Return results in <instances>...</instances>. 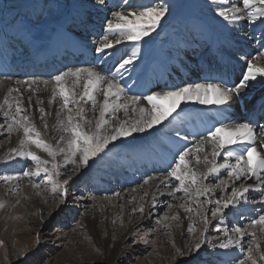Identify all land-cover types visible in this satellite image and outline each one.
<instances>
[{
  "label": "bare ground",
  "instance_id": "bare-ground-1",
  "mask_svg": "<svg viewBox=\"0 0 264 264\" xmlns=\"http://www.w3.org/2000/svg\"><path fill=\"white\" fill-rule=\"evenodd\" d=\"M73 1L77 4L79 9L72 13L70 22L62 23L59 26V32L54 37L48 35V30H52L54 26L50 29H48V27L42 30L40 29L37 37L34 38L28 35L29 33H26V29L23 30L25 26L22 21H18L14 27L8 29H5L4 23L0 21V64L4 65L5 61H9L11 66L0 67V71L5 69L4 74H8L7 76L0 75V105L4 106L3 110H0V136L3 134L6 135V132L9 136L6 142H1L0 140V161L24 160L28 158L18 155L17 152H13V149L17 151L22 150L19 143V141L23 139L22 131L13 130L9 133L7 130L8 126L12 123L11 117L15 113L17 98L20 99L22 108L26 109V115L30 118V122L35 126L37 131L41 133V138L43 140L56 146L57 138L60 135L67 136V133H62L60 130V117H63L66 112V110H61V99L57 96L54 102L49 103L52 99L54 81L50 78L47 79L44 75H36L38 74L36 66L40 64L43 65L41 68H46L48 65L52 64L51 60L46 59V55L49 51L45 53L44 46L48 45L55 51H61L64 48L68 49V47L72 46L71 43L64 46V38L66 37L64 31H68L69 33L70 31L74 32L77 30L79 33L82 31L81 29L86 28V35H88L87 33L97 35L96 38L90 36L84 38V44L81 48H83L84 52L89 53V56L99 54L102 58L101 63L99 64V60L96 55H94L96 61L90 60V63L93 64L91 66L87 64V66H93L95 68H80L93 69L109 78H115L116 83L123 92L119 101H116V98L112 97L109 103H123L127 97H143L175 90L177 87L196 83H217L232 87L236 85L242 79L243 74L247 72L246 65L249 62L264 67V36L262 38L263 40L258 39V34L262 29L257 31L258 28H264V23L261 22V20H264V17L252 22L245 15L244 11H242L240 15L243 18L238 22L229 23L225 21L227 26L225 34L222 37H217V35L212 33L209 29L199 24L197 26L195 25V29H189L184 36L174 43L171 47V55L168 56L162 49H157V52L148 53L146 55V60L143 61L138 59V47H136L133 41L128 40H123L119 45L106 50L104 53L96 52V48L103 43L104 35H108L109 39L118 36L117 33L107 32V21L112 20L115 22L112 13L117 11L125 14L133 12V10L138 7V4H136L134 0H104L103 4H101L99 0H72V2ZM215 4L219 7L240 6L241 0H226L224 5L220 4V0H216ZM140 6L141 5H139V7ZM85 9L90 10V16L94 21L86 23V16L83 12ZM246 11L254 13L255 8ZM74 21H77L75 25L80 23L85 24L76 26V28H74V26L70 27V24ZM53 25H55V23H53ZM18 39L32 44L33 50L31 52V57L21 56L18 54L19 52H10L11 48L13 50H19L14 47V43L19 44ZM73 41L77 43V41ZM253 42H256V44H253ZM258 42L259 44L257 45ZM203 43L206 44L207 48L203 47ZM55 51H50V53L55 55ZM133 53L136 54V58L133 62L126 65L125 69H119V62H121L122 59L132 56ZM53 61H59V59L56 58ZM16 64L20 65V68L26 66L33 69V72L31 75L25 74L24 76H19L17 74L20 73L21 70L20 68L15 69V67H17ZM69 70H75V68L65 66L63 72ZM33 81H35V83H32ZM43 81H49V84L45 85ZM16 89H18V91H15ZM77 90L79 91V86H77ZM96 95L98 100L103 99L99 91H97ZM5 98H7L9 104L12 105L11 109H9L7 105H4ZM262 101H264V77H258L254 81H249L248 87L243 90V98H235L230 106L200 104L196 101L182 102L174 112V114L176 113L177 115L175 119L172 120L168 118L150 130L142 133H133L130 137L120 138L109 144L108 148L122 144L127 147L125 149L126 157L128 155L132 156V159L127 158L123 164L116 165L117 169L114 168V170H117V173L120 174L122 169L119 166L128 167V164H132L133 167L129 169L130 171H132L131 169H141V167H148L156 171L155 169L160 170L159 167L163 166L164 172H169V170L165 168H168L172 162L178 159V153L185 149H192V154L188 159L191 160L194 166L193 170L198 172L206 171L203 163L200 165L195 164L196 156L199 155L202 157L205 154L204 152L197 153L196 147L202 140H205L206 136L216 127L221 125L233 127L241 123H250L252 125L256 137L255 143L251 146H255L257 151L264 156V132L261 131V129H264V106H262ZM83 107L86 117L92 120V124L89 125V127H94L99 117V112H93L89 104H84ZM141 107L149 110L151 109V105L148 104L147 100L141 99L138 105L129 106L127 114H125L123 109L117 110L115 113L116 120H112V113L109 112L105 117V119L109 121L107 130L110 132L112 127L119 123L127 121L130 124L140 119L142 114L138 109ZM40 108H43L47 115L41 113ZM5 112H8L7 117L5 116ZM57 113H59V115H57ZM45 124H47V127H45ZM60 146L67 148L66 143ZM26 147L28 150L40 156L41 159L47 160V165L61 162L63 166H77L71 161L73 159H78V157L73 158L70 153H58L55 161H53L47 153L41 149H37L34 145H26ZM246 147L247 145H235L230 149L234 153L232 157L227 155L229 149H226L216 158L214 163L218 166L217 171L209 175L208 178L203 181L209 189L206 193L199 196H185L184 193L182 194L185 207L180 208L178 213L179 215L181 214V217L184 219L185 228L189 229L191 227L193 230L194 222H192L190 218L193 216L194 211L201 210V212L203 211L204 213L208 212L209 208L205 205L201 206L202 209L198 208L203 204L201 200L204 198L215 199L217 194H219L222 197L221 202L225 200L232 201L228 208H222L221 213H219V218L222 220L224 213L242 207L248 197L251 198L252 196L254 197L260 194L264 196V183L262 184L263 187L256 188L250 184L249 180L250 178H252V180H264V171L257 169L259 179L257 176L250 175L241 176V178L237 180L229 178L227 172L230 171V169L222 167V165L225 164L234 165L236 163L235 157L237 155H243ZM205 148L211 159V145L207 144ZM107 149H105V151ZM95 164L98 170H91L89 175L100 176L102 173H108L109 170L106 165H109V162L97 159ZM42 168L46 167L42 166ZM46 169L47 172H41L50 174V169ZM147 170L148 169H145L143 174H145ZM223 176L227 177V183L221 185L220 181ZM124 179L128 183L136 180V178L132 180V178L126 177H124ZM167 179L158 176L156 178H150L146 180L147 183L144 187L136 188L138 190L132 192L128 198L129 200L134 199V202H123L128 218L129 216H135L140 211L141 207L144 211L149 210L154 200H160L162 196L172 195V192L166 191L164 188L170 186H166V184L167 181H171V178L169 177ZM215 182L217 183V187L212 188L210 184ZM240 182L243 183L239 185ZM245 187L248 189L247 192H243V188ZM8 188L13 192L22 191L21 184L18 182L17 178L12 180V184L9 185ZM234 190L236 191L235 196H233ZM23 192L28 198L37 195L35 190L29 188L25 189V191L23 190ZM51 197L52 196H43L46 203H50ZM255 204L257 205V209L264 208V200L252 205ZM217 207L218 205L216 208ZM187 208H191L192 211H186ZM138 225L139 224L136 222H131L129 226L130 231ZM163 227L170 229V226L165 223L160 225V228ZM205 230L209 232L212 230L210 222L207 224L203 223L202 232L204 233ZM261 232L263 234L259 237L258 241V243L261 242V249L255 255L252 254V258L256 261V264H264V260L260 259V256L264 255V228ZM248 237L249 235L247 232L242 239L238 237V239H240L238 245L243 247ZM181 239L182 238L178 237L179 242ZM227 241L228 240H225L223 243ZM224 250L232 252L236 249L233 248L232 244L227 249L218 246L216 251ZM249 264H251V261H249Z\"/></svg>",
  "mask_w": 264,
  "mask_h": 264
},
{
  "label": "rangeland",
  "instance_id": "rangeland-1",
  "mask_svg": "<svg viewBox=\"0 0 264 264\" xmlns=\"http://www.w3.org/2000/svg\"><path fill=\"white\" fill-rule=\"evenodd\" d=\"M134 1L138 7L133 11L148 6L169 9L156 31L138 42L133 41L139 49L140 60L145 61L148 53L159 49L171 55L174 43L198 24L217 37L225 34L227 23L216 14L219 6L212 0ZM77 9V4L72 0H0V20L5 29L14 27L18 21H22L24 26L26 22V33L34 38L40 29L54 26L48 30V35L54 37L59 32V26L70 22L72 13ZM83 12L91 22L94 21L90 10ZM75 23L77 21L71 23L70 27ZM260 29L258 39L263 40L264 28L257 31ZM20 41L22 53L12 48L10 52L31 57V53L25 54L29 52L26 43L18 39V43ZM203 47L207 48L205 43ZM51 50L50 46H44L45 53ZM93 55L97 56L100 64L101 56ZM87 64L83 67L95 68ZM176 117V113H173L169 118L173 120ZM8 139L7 132L0 136L1 142ZM126 148L122 144L114 145L92 158L88 166H63L61 162H56L57 168L53 171L52 164L41 165L50 169V174L40 172L36 175V162L29 158L0 161V177H15L22 187L20 192L10 191L8 186L15 179H0V264H240L241 261L249 264L248 250L251 249V255H255L261 249V242L258 241L264 225H254L253 221L264 215V208L257 209V205L252 204L263 201L262 194L248 197L242 207L224 213L222 220L219 213L216 217L211 215L216 209V201H221V195L217 194L215 199H202L203 204L198 208L202 209L201 206L205 205L209 210L207 213L201 210L193 212L190 219L194 226L189 232L178 213L180 208L185 207L183 192L174 191L173 186H178L179 182L171 178L166 184L170 186L164 188L172 195L154 200L147 210L149 213L143 210L128 218L123 202L133 203L134 199L128 198L138 190L136 188L144 187L147 179L157 176L165 178L167 172H164L163 166L156 171L148 167L130 171L133 165L128 164V167L119 166L122 170L118 174L114 170L117 169L116 165L123 164L127 158L132 159V156L126 157ZM97 159L109 162L106 165L109 171L100 176L89 175L91 170H98L95 164ZM175 162L165 169L171 171ZM145 169L148 170L143 174ZM25 171L33 174L26 177L23 175ZM124 177L136 180L128 183ZM66 179L68 184L65 185L63 181ZM221 179L227 180V177ZM249 180L256 188H261L264 183L263 179ZM210 186L216 188L217 183ZM54 187L57 189L55 192ZM61 187L67 190L63 196ZM27 188L35 190L37 195L28 198L23 192ZM43 196H52L50 203H46ZM174 216L178 219H173ZM205 218L211 223L212 230L203 233ZM131 222L139 225L130 231ZM160 223L168 224L170 229L160 228ZM236 227L243 228L249 235L243 247L235 243L238 239L234 231ZM249 232H255V236ZM178 237L182 238L180 242ZM198 240L201 241V248L197 252L194 245ZM225 240H232L236 250L216 251ZM177 249L185 255H178Z\"/></svg>",
  "mask_w": 264,
  "mask_h": 264
},
{
  "label": "snow or ice",
  "instance_id": "snow-or-ice-1",
  "mask_svg": "<svg viewBox=\"0 0 264 264\" xmlns=\"http://www.w3.org/2000/svg\"><path fill=\"white\" fill-rule=\"evenodd\" d=\"M101 4L104 0H99ZM213 3L216 0H212ZM226 0H220V4L224 5ZM255 8V12L246 11L248 9ZM169 9L167 7L148 6L143 7L139 11H133L131 13L113 12L112 15L115 18V22L112 20L107 21V32L117 33L118 36H114L109 39L108 35H104L103 43L96 48L97 53H104L108 49L114 48L119 45L123 40L138 42L141 39L151 35L156 31L161 20L166 16ZM244 11L245 15L255 22L257 19L264 17V0H241L240 6L224 7L221 6L217 10V15L222 17L229 23L238 22L243 17L240 13ZM264 23V20H261ZM136 58V54L122 59L119 62L118 68L125 69L126 65H129ZM247 72L243 74L242 79L232 87L224 86L217 83H196L187 86L177 87L175 90L165 91L161 93H155L146 96H131L127 97L123 103H109L110 98L115 97L116 101H119L123 90L116 83L115 78H109L93 69L76 68L75 70H69L53 77L54 86L52 88V99L49 103L56 100V97L62 101L61 110H66L65 115L60 117V130L62 133H67V136L60 135L57 138V145L54 146L41 138V133L37 131L35 126L30 122V118L26 115V109L22 108L19 98L16 99L15 113L12 115V123L8 126V132L13 130L22 131L23 139L19 141L21 149L17 151L13 149V152H17L20 156H26L32 161L36 162L35 174L39 175L41 171L47 172L46 168H42L41 165H47L48 161L41 159L33 151L28 150L26 145H34L37 149H41L49 157L55 161L58 153H70L73 159L71 162L75 163L77 167L88 166L89 161L97 157L100 153H103L108 148L109 144L120 138H127L133 135V133H142L150 130L156 125H159L162 121L167 120L180 106L182 102L196 101L200 104H216L219 106H230L235 98H243V90L248 87L249 81H254L258 77H264V67L257 66L253 62H249L247 65ZM32 83H35L33 81ZM45 85L49 84V81H43ZM79 86V91L77 90ZM15 91H18L16 89ZM97 91L102 96V100L97 99ZM141 99L147 100L151 105V109L139 108V112L142 114L141 118L128 123H119L112 127L109 132L107 126L109 121L105 117L112 113V120H116L115 113L119 109H123L125 114L130 105H138ZM167 102V103H164ZM84 104H89L93 112L98 111L99 117L96 120L94 127H89L92 124V120L86 117ZM4 105H7L9 109L12 105L9 104L7 98L4 100ZM264 106V101H262ZM3 105H0V110H3ZM135 110V109H133ZM41 113L47 115L43 108H40ZM59 115V113H57ZM5 116H8V112H5ZM43 119V117H42ZM47 127V124H45ZM264 132V129H261ZM256 133L250 123H241L233 127L221 125L216 127L205 140H202L196 147V152L205 154L201 157L196 156L195 164H204L206 171H195L191 162L190 155L192 149H185L178 153V159L175 162V167L171 171L167 172L166 179L172 178L179 182L178 186H173L175 192H183L185 196L203 195L209 189L206 184L203 183L209 175L217 171V165L214 163L217 157L221 155L226 149H229L227 155L232 157L234 153L230 150L235 145H247L243 155H237L235 157L236 163L234 165L225 164L224 168L230 169L227 172L229 178L240 179L241 176H258L257 169L264 171V156H262L255 146H251L255 143ZM66 143L67 148L60 146ZM211 145V159L206 151L205 145ZM246 157V159H245ZM57 168L56 163H52V169L55 171ZM33 173L25 171L24 176H31ZM58 175V173H56ZM5 181L15 179V177L4 176L0 177ZM147 183V181H145ZM227 183L226 180H221L220 184ZM63 184H68V180H64ZM38 186V185H37ZM219 186V185H218ZM57 189L54 187L53 191ZM66 189L61 187V195L66 193ZM248 189L243 188V192H247ZM236 195V191H233V196ZM218 207L212 211L211 215L216 217L218 213H221L222 208H228L231 200H225L221 202L216 201ZM183 206V205H182ZM2 207V205H0ZM143 212V208H140ZM186 211L191 212V208H187ZM178 219V217H172ZM204 223L207 224L208 220L205 218ZM253 224L264 225V215L260 216L258 220L253 221ZM191 227L189 232H191ZM238 237L242 239L246 232L241 227L234 229ZM253 237L255 232L250 233ZM240 239L235 241L236 244L240 243ZM234 242L228 240L226 243H221V248L227 249ZM201 248V241L198 240L194 249L198 252ZM248 260L251 264H256V261L252 258L249 249ZM178 255H185L177 249ZM261 260H264V255L260 256ZM187 264V262H186ZM240 264H244L243 261Z\"/></svg>",
  "mask_w": 264,
  "mask_h": 264
}]
</instances>
